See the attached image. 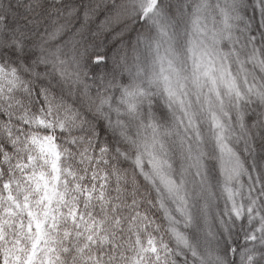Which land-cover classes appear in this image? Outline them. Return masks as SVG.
<instances>
[{
	"label": "snow or ice",
	"instance_id": "6c2138e0",
	"mask_svg": "<svg viewBox=\"0 0 264 264\" xmlns=\"http://www.w3.org/2000/svg\"><path fill=\"white\" fill-rule=\"evenodd\" d=\"M0 264H264V0H0Z\"/></svg>",
	"mask_w": 264,
	"mask_h": 264
}]
</instances>
